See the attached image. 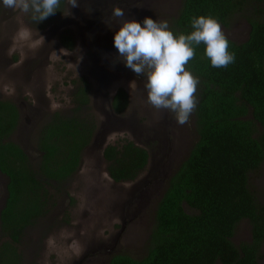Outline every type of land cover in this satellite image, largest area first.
<instances>
[{
    "label": "trees",
    "instance_id": "16d2710c",
    "mask_svg": "<svg viewBox=\"0 0 264 264\" xmlns=\"http://www.w3.org/2000/svg\"><path fill=\"white\" fill-rule=\"evenodd\" d=\"M250 3L264 0H182V9L169 29L190 34L193 17L211 16L229 26L233 15ZM59 10L42 22L45 29L64 14ZM106 20V19H105ZM104 20V21H105ZM247 41L229 40L235 62L214 68L204 56V44L195 46V58L186 69L199 78L195 109L198 141L168 182L159 199L146 255L134 259L115 254L108 264H259L264 244V205L250 189L251 173L264 164V13L249 19ZM62 43L73 50L74 41L65 33ZM70 115L56 113L37 133L38 158L33 160L10 140L21 121L19 108L0 100V171L9 182L0 210V264H21L19 245L25 231L46 217L55 193L76 175L84 151L98 129L92 112V87L82 78L75 82ZM128 108L124 91L116 95L112 110ZM109 177L116 183L136 181L147 169L149 152L134 142L108 145L104 150ZM252 224V242L236 246L239 225Z\"/></svg>",
    "mask_w": 264,
    "mask_h": 264
},
{
    "label": "rangeland",
    "instance_id": "374dc122",
    "mask_svg": "<svg viewBox=\"0 0 264 264\" xmlns=\"http://www.w3.org/2000/svg\"><path fill=\"white\" fill-rule=\"evenodd\" d=\"M118 1L121 6L125 5L121 4L123 0ZM181 2L182 0L134 1L127 7L126 20H136L142 24L145 17H150L157 21H167L170 26V20L179 12ZM77 3L78 7H71L66 0L64 14L51 26L38 30L30 22L28 13L6 8L0 0V99L16 104L24 112L20 126L10 140L19 144L33 160L40 155L35 140L41 127L56 113L70 115L75 82L82 78L88 80L93 94L101 79L99 64L104 66V59L101 53L96 52V48H99L96 33H102V22L108 18H100L98 15L95 20L96 28H88L93 4L89 0H77ZM260 12L264 13V3H250L246 11L233 15L229 26L222 28L223 32L235 42H245L250 31L249 19L257 18ZM97 29L99 30L95 33L94 30ZM65 33L74 41L73 50L62 43L61 38ZM145 79L138 75H118L110 83L112 95L122 90L133 102L136 94L142 98L125 115L130 114L134 124H146L148 121L146 108L143 106V99L147 98V93L143 94L146 90L142 89ZM103 82L105 84V80ZM101 98L103 99V92L96 102L93 100L92 112L98 124H111L112 120L107 118L108 113ZM194 114L195 110L184 125H179L174 113L168 110H164L163 116L154 120V123L161 121L159 127L162 131L157 136L163 142L159 150L158 142L147 143V138L137 135L135 139L128 131L109 136L108 145H121L128 140L147 150L155 162L150 170L157 167L156 161L163 157L160 152L164 151L166 166H161L158 170L161 178L157 181H150L149 178L146 180L149 169L140 177L145 180V186H151L148 187L149 192L155 194L142 203L144 206L140 213H123L126 212V199L135 189L130 191L135 182L114 183L107 174V163L103 162L99 166L94 152H91V156L86 155L76 175L60 193H55L56 203L50 213L25 231L19 245L21 264H74L78 261L82 264H108V252L123 223L125 232L116 247L117 253L134 259L143 258L147 253L161 197L159 190L153 192L154 184L158 185L157 182L163 179L168 163L171 169L179 167L195 145L197 134ZM108 127L119 129L118 126L110 125L100 129V132L103 133ZM6 184L7 178L0 177V206L6 195ZM249 185L260 204L264 205V164L259 171L251 173ZM131 202L133 203V199ZM2 235L0 228V244L4 240ZM252 240V224L248 220L243 221L233 242L240 246ZM259 264H264V244Z\"/></svg>",
    "mask_w": 264,
    "mask_h": 264
},
{
    "label": "clouds",
    "instance_id": "9594fccd",
    "mask_svg": "<svg viewBox=\"0 0 264 264\" xmlns=\"http://www.w3.org/2000/svg\"><path fill=\"white\" fill-rule=\"evenodd\" d=\"M78 7L77 0H68ZM6 8L31 13L37 23L54 15L60 0H2ZM112 15L120 27L113 43L119 58L136 75L146 77L144 88L147 104L156 110L174 113L179 125L188 123L197 106L196 92L199 78L186 69L195 58V46L204 44V56L214 68H227L235 62V53L229 51V40L217 19L199 16L191 19L190 34L175 35L167 21L145 17L142 24L126 20L123 8L114 7Z\"/></svg>",
    "mask_w": 264,
    "mask_h": 264
},
{
    "label": "water",
    "instance_id": "95a60500",
    "mask_svg": "<svg viewBox=\"0 0 264 264\" xmlns=\"http://www.w3.org/2000/svg\"><path fill=\"white\" fill-rule=\"evenodd\" d=\"M134 1H138V0H123L121 2V4L125 3V5L121 6L120 2L118 0H89V2L91 4H93V7H92V10L90 12L91 15L89 16L90 17V19L88 21L89 23H87L88 28L89 27L96 28L95 20L98 18L97 16L99 15L100 18L107 17V13H110L111 6L113 7L114 4H115L114 6L118 5V7L124 9V11H125L124 19H126L127 7H129L132 4V2H134ZM102 26H104V30L102 31V33L101 32L96 33L99 29L94 30V32L97 34L96 35L97 36V43L99 46V48L97 47V50L99 51V53H101V56L104 59V61H102L104 66L99 64L100 69H101V79H99L98 87L95 89V91L92 94L93 98L91 99L92 100L91 104L93 103V100L96 102L100 98V96L102 95V92H103V99L102 98L101 99L103 101V104H105V111H106V113H108L107 115L110 116V117L107 116V118H109V120L111 119L112 123L107 124V123L101 122L99 124V128H98V130L94 136V139H93L91 145L84 151L83 158H82V162H83V159L86 155L91 156V152L92 153L94 152L95 156H96L95 161H97V165H99V166H101V164L103 162H106V160L104 158V150L108 146L109 136H111L113 133L115 134V133L128 131L130 134L133 135V138L136 139V137H135L136 131L140 129V126H138L137 123L134 124L133 118L129 116L130 114L128 116H124V117L117 115L112 110L111 105H109V103L106 99V95H107L109 97L110 101H112V99L115 95V94L114 95L110 94V83L114 77H117L118 75L133 77L136 74L131 69H129L125 66L123 60L119 58V53L117 52L116 48L114 47V43H113L114 34L116 31H118V29L120 27V22H119L118 18H115L112 22H111L110 18L106 19L105 21L103 20ZM81 29L84 30L85 28L81 27ZM85 34H86V32H85ZM83 42H84V38H83ZM97 50H96V52H97ZM102 52H105V53L103 54ZM109 53H110V55H109ZM139 77L142 78L143 75H140ZM104 80H105V84L103 82ZM139 85H141V84L139 83ZM143 85H144V83H142V89H145ZM144 93H146V92H143V94ZM143 104H144L143 106L146 108V112L154 113V117L151 116V118L153 120H155V119L157 120L158 117H160L161 115L163 116V113L161 112V110H159V114H158L157 111L153 112V110L151 109L152 106L147 104V102H144ZM160 122H161L160 120L157 121L154 127H151V129L150 128L147 129V130H150L152 132L150 134L151 137H155V136L157 137V140L159 141L158 142L159 146L157 148L158 150L160 149V147H162L161 143L163 142V140L157 136L158 133H161V131H162V129H160V127H159ZM110 125L118 126L119 129H112L111 127H108V128H105L103 133L100 132V129L102 130L104 127H107ZM147 127H144L141 131L145 130ZM100 133H102V134H100ZM160 154L164 157V151H161ZM163 157L159 158L156 161L157 167L155 166V169L150 170V167H153L155 162H154L153 156L150 155V153H149V163H148L147 169H149L150 171L148 173V176L145 178L146 180H147V178H149L150 181H155V180L157 181V179L161 178V176L158 172L159 167L166 166V162H164ZM181 163H180V165H181ZM178 168L179 167H177L175 169H171V168H169V163H168L167 172L164 173V175L162 176L163 179H161V181L157 182L158 185L154 184L155 189L153 190V192L156 189H157L156 192L159 190V192L161 193L160 198H162L164 192L167 189L168 182L170 181L172 176L175 174V172L178 170ZM107 174H108V172H107ZM140 177L136 181H134L135 184L131 188L130 191H132L134 188L135 189L132 191L133 193H131V196L127 197V199H126L127 200L126 204H125L126 212H123L126 215H132L134 213L135 214L140 213L141 210L143 209V206H144V204H142V203L145 202L149 197L155 196V194L149 192L148 187H151V186L150 185L145 186L144 185L145 180H143ZM109 179H111V178L109 177ZM114 183H116V182H114ZM130 183H133V182H130ZM116 184H120V183H116ZM150 184H151V182H150ZM129 194H130V192H129ZM129 194H127V195H129ZM132 199H133V203L131 202ZM124 232H125V223L122 224L121 230L117 233V236L115 237L114 244H113L111 250L108 252L109 256H113L115 254H118L116 247L118 246L122 236L124 235ZM92 251H96V250H92ZM108 263H109V260H108ZM74 264H82V262L78 261V262H75Z\"/></svg>",
    "mask_w": 264,
    "mask_h": 264
},
{
    "label": "flooded vegetation",
    "instance_id": "af4514ba",
    "mask_svg": "<svg viewBox=\"0 0 264 264\" xmlns=\"http://www.w3.org/2000/svg\"><path fill=\"white\" fill-rule=\"evenodd\" d=\"M115 5V4H114ZM113 5V7L111 6V11H110V13H107V18H110V20H111V22L115 19V17H113V15H112V9L114 8V7H118V5H116V6H114ZM182 9V2L180 3V6H179V12H180V10ZM178 12V13H179ZM18 13V12H17ZM16 13V14H17ZM178 13H177V15H175V16H172V18H171V20L170 21H172L174 18H177L178 17ZM18 15V14H17ZM28 16V15H27ZM109 16V17H108ZM232 19V18H231ZM172 23V22H171ZM29 25H31V23H28ZM52 25V24H51ZM51 25H49V26H51ZM221 26H222V28H227L228 26H226V25H223V24H220ZM48 26V27H49ZM250 31H251V27H250ZM250 31H249V35H250ZM228 38V37H227ZM248 38H249V36H248ZM228 40H230V41H232V42H234V43H237V44H242V43H244V42H241V43H238V42H235V41H233V40H231L230 38H228ZM248 40V39H247ZM246 40V41H247ZM94 45V44H93ZM95 47V46H94ZM96 50H97V48H96ZM97 52L99 53V51L97 50ZM140 76V75H139ZM143 77L144 78H146L144 75H143ZM120 91V90H119ZM119 91H117L116 93H115V95H114V97H113V99H112V101H110V99H109V97L106 95V99H107V101H108V103H109V105H111V107H112V104H113V101H114V99H115V97H116V95L118 94V92ZM126 93V92H125ZM127 95V94H126ZM108 97V98H107ZM127 98H128V108L126 109V111L123 113V114H117V115H119V116H122V117H124L125 115H126V113L129 111V109H131L132 107H133V105H136L142 98H140L139 97V95L138 94H136L135 95V101L133 102L131 99H130V97L127 95ZM1 100V99H0ZM130 101H132V104H131V102ZM143 101L144 102H146V99H143ZM16 105V104H15ZM17 106V105H16ZM152 110H153V112L154 111H157L158 112V114H159V111L158 110H156V109H154L153 107L151 108ZM19 110H20V108H19ZM22 112V113H21ZM20 113H21V116L22 117H24V112L23 111H20ZM162 113L164 114V110H162ZM145 115H147V123L146 124H140V123H137V125L138 126H140V129L138 130V132L136 133V135L137 136H144V138H147L146 139V142L147 143H153V141L154 142H159L158 140H157V137L155 136V137H151L150 136V134H149V131L150 130H147L148 129V124L150 125V128L151 127H154L155 126V124L156 123H154V120L151 118V116H153L154 117V113H148V112H146L145 113ZM175 116V115H174ZM194 116H195V114H194ZM26 121H29V119H27L26 118ZM138 122V121H137ZM157 122V121H156ZM195 122H196V118H195ZM20 126V125H19ZM144 127H147L145 130H143V131H141ZM195 131H196V134H197V130H196V125H195ZM138 138V137H137ZM198 134H197V140H196V142L198 141ZM157 148H158V146H157ZM191 150V149H190ZM190 152V151H189ZM84 154V153H83ZM82 158H83V156H82ZM148 168V167H147ZM147 170V169H146ZM146 172V171H145ZM0 177H6L5 175H3L2 173H1V171H0ZM7 178V177H6ZM8 182H9V180H8V178H7V184H8ZM7 184H6V195H5V198H4V200H3V202H2V204H1V206H0V210H1V208H3L4 207V204H5V202H6V198H7ZM1 232H2V230H1ZM110 257H112V256H109V258Z\"/></svg>",
    "mask_w": 264,
    "mask_h": 264
}]
</instances>
